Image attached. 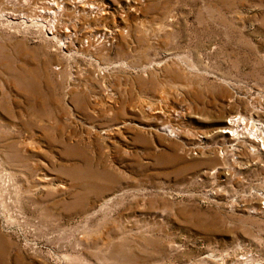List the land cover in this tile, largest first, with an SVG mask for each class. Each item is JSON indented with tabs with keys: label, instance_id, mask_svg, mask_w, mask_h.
Listing matches in <instances>:
<instances>
[{
	"label": "rangeland",
	"instance_id": "rangeland-1",
	"mask_svg": "<svg viewBox=\"0 0 264 264\" xmlns=\"http://www.w3.org/2000/svg\"><path fill=\"white\" fill-rule=\"evenodd\" d=\"M39 1L0 0V264H264V0H84L67 53Z\"/></svg>",
	"mask_w": 264,
	"mask_h": 264
},
{
	"label": "bare ground",
	"instance_id": "bare-ground-1",
	"mask_svg": "<svg viewBox=\"0 0 264 264\" xmlns=\"http://www.w3.org/2000/svg\"><path fill=\"white\" fill-rule=\"evenodd\" d=\"M6 1H8V0H6ZM81 1H84V0H79V1H75V0H40L39 2L33 3L34 5L30 9V12L33 14V16L40 18V20L47 26V29H46L47 34H49L50 36L57 39V41L59 42V48H61V50H63L65 53H67L68 51L71 50L70 44H71L72 39H74L75 36H74V34H71L72 30H70L69 28H63L64 22L62 21L63 20L62 17L64 15V13L68 14V16L70 14L71 17L74 16L75 18H77L80 16H90L91 17L92 13L94 12V9H100L103 11V9L101 8L102 7L101 5L95 7V6H93L94 4L92 2H87V4H81L80 3ZM0 4H2V2ZM3 4H4V2H3ZM129 5H132V8H135V10H137V11L141 8L140 3L135 2V0H132L131 4H129ZM95 14H97V18H96V22H97L100 20V16L102 14H101V12H95ZM0 15L5 16L6 13L3 12ZM118 17H122L121 14L118 15ZM66 18H64V19H66ZM120 21H122V19H120ZM100 34H101V32L96 33V36L92 35L91 36L92 39L87 40L85 42V43H87L86 45H83L81 42V44L79 45V49H83L84 47H86L85 49H88L90 46H100V47L104 48L106 46L105 44L107 43V39H109V35L112 38H118L121 43H123L125 40L124 38H126V36H123L124 34L122 32V27L120 25H118L116 27V29L108 32L107 37H105L106 33L101 34V35ZM104 49L107 51L106 48H104ZM54 70L56 72H58V69H54ZM18 75L22 79H24L26 77L22 73H18ZM93 75L96 78V80H99L100 82L101 81L103 82L104 80L106 81L107 76H108L107 74L105 75L104 72H100V71H96V74H93ZM29 77L32 78L31 76H29ZM34 86H35L34 83L31 82V84H30L31 89H33ZM36 91H37V89H36ZM110 96H111V94H108V93L105 94V98H110ZM135 110L140 115H142V117H144L145 120L158 119V112L160 113V111H158L157 108H151L150 106H148V105L146 106L145 104H142V103H137L135 105ZM236 121H238V120H236ZM234 122L235 121L231 118V120H229V124L227 123L226 126L221 127L222 130L223 131L224 130H230L232 128V127H230V124L232 125ZM253 129H254V127H252L250 130L253 131ZM148 130L151 131L152 133H158V130H162L167 136H172L171 134H174V133H171L172 132L171 128L168 129V127H163V128L159 129L158 126H156V125L149 126ZM245 131H247V130H245ZM236 134H237L236 131H234L233 136L235 137ZM251 134L255 135V131H254V133H251ZM257 137H258V135L254 136V138L257 140V141H255L256 143L254 141L251 142V144L249 143L251 148H248V149L250 152H255L258 150L260 151V147H262V146L264 147L263 143L262 144L258 143ZM82 173H84V172L82 171ZM80 175H81V173H80Z\"/></svg>",
	"mask_w": 264,
	"mask_h": 264
},
{
	"label": "built area",
	"instance_id": "built-area-1",
	"mask_svg": "<svg viewBox=\"0 0 264 264\" xmlns=\"http://www.w3.org/2000/svg\"><path fill=\"white\" fill-rule=\"evenodd\" d=\"M245 123L246 122L242 121L240 126L242 128H245L249 132V134L254 133V131H255V135L251 134L252 136H257V132H264V122H253V123H247V124H245ZM252 127H254L253 131L250 130ZM262 137H260L258 140L259 144H262V143L264 144V136H262Z\"/></svg>",
	"mask_w": 264,
	"mask_h": 264
}]
</instances>
